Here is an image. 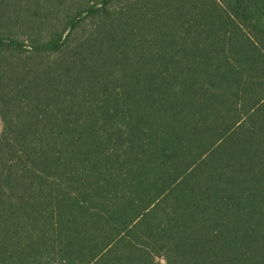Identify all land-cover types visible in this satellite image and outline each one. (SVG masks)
<instances>
[{"label":"trees","instance_id":"1","mask_svg":"<svg viewBox=\"0 0 264 264\" xmlns=\"http://www.w3.org/2000/svg\"><path fill=\"white\" fill-rule=\"evenodd\" d=\"M0 264H264V0H0Z\"/></svg>","mask_w":264,"mask_h":264}]
</instances>
